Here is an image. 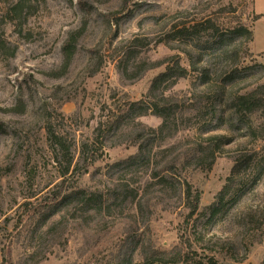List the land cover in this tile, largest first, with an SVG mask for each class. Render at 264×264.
I'll return each instance as SVG.
<instances>
[{"label": "rangeland", "instance_id": "rangeland-1", "mask_svg": "<svg viewBox=\"0 0 264 264\" xmlns=\"http://www.w3.org/2000/svg\"><path fill=\"white\" fill-rule=\"evenodd\" d=\"M15 1L0 0V39L7 41L0 50V249L10 246L13 263L121 264L129 255L128 237L136 231L141 241L133 255L136 263L167 264L146 263L140 252L150 257L153 250L171 251L185 232L191 233L190 241L179 248L187 252L189 264H206L211 255L219 264H260L264 172L247 181L238 202H228L209 223L203 215L184 224L186 207L174 198L161 200L156 193L137 224L124 214L97 224L71 220L64 231L54 234L45 231L41 216L27 213L33 206H45L61 182L47 127L66 138L77 161L81 143L92 140L97 121L106 117V105L144 98L153 77L165 67L162 63L132 78L143 61L180 56L189 73L166 92L178 99L192 87H201L202 65L207 64L211 76L216 70L226 71L229 63L264 65V0H25L20 12L7 13ZM11 17L17 20L11 22ZM208 18L220 30L243 24L255 38L247 41L246 34L238 35L232 44L236 54L227 61L205 51L198 54L190 45H203L208 38L211 26L205 29L202 24ZM184 22L201 25L189 41L174 40L175 26ZM68 42L74 51L65 65L63 46ZM128 52L132 56L127 72H122L118 65L127 60ZM241 74L247 76L237 82L236 91L264 80L260 68L253 73L247 67ZM138 120L152 127L161 121L152 114ZM242 131L218 130L232 140L222 146L211 168H187L188 181L201 193L200 209L226 183L234 157L261 145L242 136ZM187 133L177 140L185 143L182 137ZM100 142L102 157L88 166L86 174H80L79 160L78 169L59 188L101 187L106 184L101 175L105 167L137 151L130 142L111 147L105 138L96 145Z\"/></svg>", "mask_w": 264, "mask_h": 264}, {"label": "trees", "instance_id": "trees-1", "mask_svg": "<svg viewBox=\"0 0 264 264\" xmlns=\"http://www.w3.org/2000/svg\"><path fill=\"white\" fill-rule=\"evenodd\" d=\"M24 1L12 3L7 13L20 12ZM10 20L15 22L17 19L11 17ZM202 24L205 29L207 25L211 26V33L202 42L203 45H198L199 42L191 45L188 43L194 51H199L198 54L205 51L210 56H216L217 60L227 61L236 54L232 44L238 35L246 34L247 41H253L254 38L252 30L243 24L229 26L224 30H220L210 18L203 20ZM199 25L185 22L176 25L174 40L189 41ZM6 43L4 38L0 39V50ZM63 51L66 65L74 51V44H64ZM131 56L129 52L126 53L127 60L118 65L122 72H127ZM168 58L165 61H143L137 71L134 69L135 75L132 78L165 63L164 69L151 80L144 98L124 100L117 106L113 103L106 105L107 115L97 121L92 140L80 145L79 160H82L83 166L80 174H86L88 166L102 157V142L96 145L99 138L110 142V147L126 142L137 146L135 153L105 167L101 173L106 180L105 185L92 190L80 186L68 191L59 188L69 173H75L78 169L79 160L74 161L71 145L64 136L55 134L50 127L46 128L61 182L55 185L58 189L52 193L45 206H33L27 213L28 217L41 216L46 232L56 234L59 229L64 231L71 220L97 224L116 220V217L123 214L130 216L137 224V218L143 216L144 207L150 203L154 193L161 200L174 198L186 207L184 224L188 225L192 218L203 215L206 216V223H209L223 212L228 202H238L246 190L247 181L264 172V80L243 91L234 90L237 82L247 76L241 74L247 67L253 73L257 68L264 72V65L256 61L247 66L229 63L226 71L216 70L213 76L207 64L202 65L199 68L201 87H192L183 99H178L166 92L178 79L186 77L189 69L180 63L178 54ZM201 60V56H198L197 63ZM147 114L160 118V123L152 127L138 120ZM225 127L230 132L243 130L242 136L260 142L261 145L244 149L234 157L226 183L214 200L200 209L201 193L188 181L186 170L211 168L222 146L232 140L227 134L216 133ZM184 131L188 132L182 137L185 143H180L181 139L177 140V137ZM88 150L90 153L83 156ZM131 236L128 237L129 255L121 264H140L133 260V255L140 248V235L134 231ZM190 238L191 233L184 232L180 235V243L171 251L153 250L150 257L140 252L142 260L146 263L189 264L187 252L179 247L189 242ZM206 259V264H219L213 255ZM0 264H14L10 246L0 249ZM260 264H264V258Z\"/></svg>", "mask_w": 264, "mask_h": 264}, {"label": "crops", "instance_id": "crops-1", "mask_svg": "<svg viewBox=\"0 0 264 264\" xmlns=\"http://www.w3.org/2000/svg\"><path fill=\"white\" fill-rule=\"evenodd\" d=\"M254 38H255V33H254Z\"/></svg>", "mask_w": 264, "mask_h": 264}]
</instances>
